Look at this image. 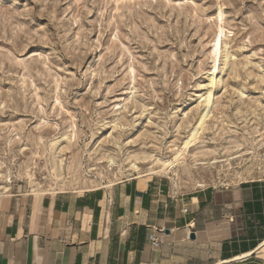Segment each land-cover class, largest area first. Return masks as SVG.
Masks as SVG:
<instances>
[{
  "label": "rangeland",
  "instance_id": "1",
  "mask_svg": "<svg viewBox=\"0 0 264 264\" xmlns=\"http://www.w3.org/2000/svg\"><path fill=\"white\" fill-rule=\"evenodd\" d=\"M137 176L264 180V0H0V198Z\"/></svg>",
  "mask_w": 264,
  "mask_h": 264
},
{
  "label": "crops",
  "instance_id": "2",
  "mask_svg": "<svg viewBox=\"0 0 264 264\" xmlns=\"http://www.w3.org/2000/svg\"><path fill=\"white\" fill-rule=\"evenodd\" d=\"M260 251L264 180L180 194L137 176L0 198V264H264Z\"/></svg>",
  "mask_w": 264,
  "mask_h": 264
},
{
  "label": "bare ground",
  "instance_id": "3",
  "mask_svg": "<svg viewBox=\"0 0 264 264\" xmlns=\"http://www.w3.org/2000/svg\"><path fill=\"white\" fill-rule=\"evenodd\" d=\"M217 31L218 32L214 37L213 44H212V50H211V54H212L214 59L217 58L219 50H220V46L222 45L221 44V36L223 34V31H224L223 27L219 26V29ZM223 47H225V46H223ZM216 61H217V59H216ZM214 67H215V65H214ZM214 79H213V76L210 77V79H209L210 88L205 89L204 96L202 97V102H201L202 108L199 111V115L197 116V120H196L195 124L191 127L190 135L185 140L182 149L178 152L177 155H175L173 160L160 162V168L157 170L154 169L153 172L167 173L169 171H172L174 169V162L177 161V158L182 155V153L188 147V145L196 138L197 134L199 133V130H201L203 128V125H204V123H205V121L209 115V109L213 104L212 87L215 84ZM134 167L137 168V166H135V165H134Z\"/></svg>",
  "mask_w": 264,
  "mask_h": 264
},
{
  "label": "built area",
  "instance_id": "4",
  "mask_svg": "<svg viewBox=\"0 0 264 264\" xmlns=\"http://www.w3.org/2000/svg\"><path fill=\"white\" fill-rule=\"evenodd\" d=\"M183 212H186V209H183ZM160 244V237L156 236L153 239V246H157Z\"/></svg>",
  "mask_w": 264,
  "mask_h": 264
},
{
  "label": "water",
  "instance_id": "5",
  "mask_svg": "<svg viewBox=\"0 0 264 264\" xmlns=\"http://www.w3.org/2000/svg\"><path fill=\"white\" fill-rule=\"evenodd\" d=\"M190 238H192V239H193V238H194V235H193V234H191V235H190Z\"/></svg>",
  "mask_w": 264,
  "mask_h": 264
}]
</instances>
